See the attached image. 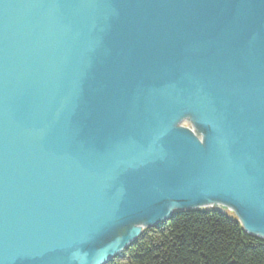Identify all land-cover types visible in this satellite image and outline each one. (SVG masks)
<instances>
[{
	"label": "water",
	"instance_id": "1",
	"mask_svg": "<svg viewBox=\"0 0 264 264\" xmlns=\"http://www.w3.org/2000/svg\"><path fill=\"white\" fill-rule=\"evenodd\" d=\"M205 208L264 239V0H0V264Z\"/></svg>",
	"mask_w": 264,
	"mask_h": 264
},
{
	"label": "trees",
	"instance_id": "2",
	"mask_svg": "<svg viewBox=\"0 0 264 264\" xmlns=\"http://www.w3.org/2000/svg\"><path fill=\"white\" fill-rule=\"evenodd\" d=\"M105 264H264V239L228 212L189 209L143 229Z\"/></svg>",
	"mask_w": 264,
	"mask_h": 264
},
{
	"label": "rangeland",
	"instance_id": "3",
	"mask_svg": "<svg viewBox=\"0 0 264 264\" xmlns=\"http://www.w3.org/2000/svg\"><path fill=\"white\" fill-rule=\"evenodd\" d=\"M226 212H228V213H229V211H226Z\"/></svg>",
	"mask_w": 264,
	"mask_h": 264
},
{
	"label": "bare ground",
	"instance_id": "4",
	"mask_svg": "<svg viewBox=\"0 0 264 264\" xmlns=\"http://www.w3.org/2000/svg\"><path fill=\"white\" fill-rule=\"evenodd\" d=\"M218 206H219V205H218ZM142 227H143V226H142ZM142 227H141V228H142Z\"/></svg>",
	"mask_w": 264,
	"mask_h": 264
}]
</instances>
